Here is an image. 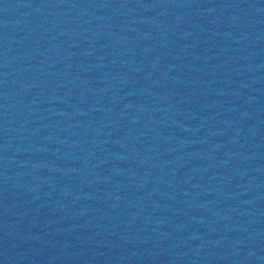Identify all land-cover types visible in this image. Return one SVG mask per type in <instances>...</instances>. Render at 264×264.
<instances>
[{
    "label": "water",
    "instance_id": "obj_1",
    "mask_svg": "<svg viewBox=\"0 0 264 264\" xmlns=\"http://www.w3.org/2000/svg\"><path fill=\"white\" fill-rule=\"evenodd\" d=\"M0 264H264V0H0Z\"/></svg>",
    "mask_w": 264,
    "mask_h": 264
}]
</instances>
